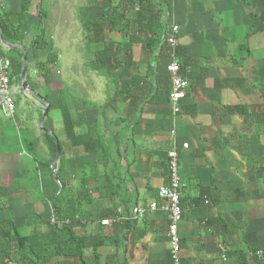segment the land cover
I'll return each instance as SVG.
<instances>
[{
  "label": "crops",
  "instance_id": "obj_1",
  "mask_svg": "<svg viewBox=\"0 0 264 264\" xmlns=\"http://www.w3.org/2000/svg\"><path fill=\"white\" fill-rule=\"evenodd\" d=\"M138 8L0 0L13 27L15 43L4 48L12 84L21 87L23 56L29 84L49 106L43 128V108L25 95L16 96L14 118L0 111V222L47 234L56 212L66 217L76 200L71 223L86 238V263L172 264L167 215L149 204L163 202L158 190L176 147L182 264H256L250 252L264 249V0H154L151 21L135 23ZM173 24L189 83L178 112L165 40Z\"/></svg>",
  "mask_w": 264,
  "mask_h": 264
},
{
  "label": "built area",
  "instance_id": "obj_2",
  "mask_svg": "<svg viewBox=\"0 0 264 264\" xmlns=\"http://www.w3.org/2000/svg\"><path fill=\"white\" fill-rule=\"evenodd\" d=\"M179 26L173 24L169 35L165 37L167 41L172 62L167 66V70L171 78V91L169 93V100L173 105L175 112L179 111V103L184 99L188 93V81L180 74V64L176 61V48L178 44ZM0 27V111L5 118H14L17 113V95L24 96L21 87H15L12 84L11 68L12 60L4 54L5 45L1 39ZM167 164L169 169V182L158 190V196L163 201L158 203L156 201L149 204V210H161L166 213L168 218V239L170 249V260L172 264H182L181 261V238L179 234V223L183 217V210L181 205V188L182 177L179 167V153L176 147L172 148L167 153ZM145 211L143 208H137L135 213L142 214ZM102 224H109V219L102 220ZM52 223H56V217L53 216ZM251 258L255 259L256 264L264 259V249H256L250 252Z\"/></svg>",
  "mask_w": 264,
  "mask_h": 264
},
{
  "label": "trees",
  "instance_id": "obj_3",
  "mask_svg": "<svg viewBox=\"0 0 264 264\" xmlns=\"http://www.w3.org/2000/svg\"><path fill=\"white\" fill-rule=\"evenodd\" d=\"M128 1L131 5L137 4L139 7V10L136 12L137 17L134 19L135 23L143 19H146L147 22L151 21L147 15V10L152 9L154 0ZM118 10L121 13V20H124L125 14H123L122 10ZM115 19L111 20V29H116V23L120 22V19ZM0 27L4 39L9 43H15L10 30L13 27H10L1 15ZM15 31L17 33L16 29ZM158 42L156 39L151 40V48L157 45ZM22 67V63L20 62V73ZM44 69L47 70V67H44ZM62 186L64 187L63 183ZM76 205V200L69 202L67 206L71 209L72 213L65 215L66 217H63L61 212H56V223L50 227L47 234L21 235L13 225L12 220L0 222V264H49L53 259L63 256H75L78 257L80 264H88L85 261L84 255V248L87 244L86 238L84 236H77L72 228L73 221L77 220L76 214L78 212L75 210ZM30 220H32V217H30ZM59 220L63 222L68 221L59 223ZM98 246L99 243L94 245L95 250ZM95 256L97 257L96 252ZM242 257L243 259L245 258L244 256ZM243 263H245L244 260Z\"/></svg>",
  "mask_w": 264,
  "mask_h": 264
},
{
  "label": "water",
  "instance_id": "obj_4",
  "mask_svg": "<svg viewBox=\"0 0 264 264\" xmlns=\"http://www.w3.org/2000/svg\"><path fill=\"white\" fill-rule=\"evenodd\" d=\"M1 39L4 45L11 46L5 41L2 33H1ZM26 76H27V58L24 59L23 68L21 72V88L25 97L31 99L33 102L37 104H40L41 107L43 108V114L40 121V127L43 128L45 119L48 115L49 106L48 103L44 100V98L40 95V93L29 84ZM60 154H61L60 146L57 145V160L54 162V165L60 158Z\"/></svg>",
  "mask_w": 264,
  "mask_h": 264
},
{
  "label": "rangeland",
  "instance_id": "obj_5",
  "mask_svg": "<svg viewBox=\"0 0 264 264\" xmlns=\"http://www.w3.org/2000/svg\"><path fill=\"white\" fill-rule=\"evenodd\" d=\"M14 54H16V51H15V50L12 51L11 53H8L9 56H12V55H14ZM20 60H21L22 66H23V63H24V57L21 56V57H20ZM11 77H12V79L14 78V75H13V68H11ZM12 82H13V81H12ZM15 83H18V82H15ZM18 84H19V83H18Z\"/></svg>",
  "mask_w": 264,
  "mask_h": 264
}]
</instances>
